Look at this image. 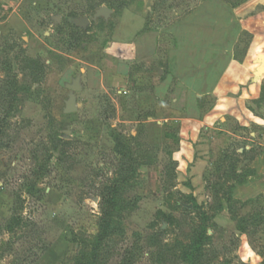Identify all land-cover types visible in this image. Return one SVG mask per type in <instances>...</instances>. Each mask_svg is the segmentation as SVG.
<instances>
[{
  "label": "rangeland",
  "instance_id": "rangeland-1",
  "mask_svg": "<svg viewBox=\"0 0 264 264\" xmlns=\"http://www.w3.org/2000/svg\"><path fill=\"white\" fill-rule=\"evenodd\" d=\"M247 1L0 0V264H264V53L253 120L237 107L219 131L185 136V89L174 101L178 39L202 45L206 72L217 29L238 30L243 61L251 38L234 10ZM102 7L113 13L94 19ZM84 17L86 29L71 22ZM123 41L140 57L125 86L106 84ZM201 101L203 116L217 104Z\"/></svg>",
  "mask_w": 264,
  "mask_h": 264
},
{
  "label": "crops",
  "instance_id": "crops-1",
  "mask_svg": "<svg viewBox=\"0 0 264 264\" xmlns=\"http://www.w3.org/2000/svg\"><path fill=\"white\" fill-rule=\"evenodd\" d=\"M234 13V18H237L240 23L238 29H241V33L244 32L251 38L245 49L246 55L243 61H239L236 58V44H233L238 30L232 32L230 30L217 29L215 37L226 39L222 43H219L222 40L215 41L216 45L214 46L210 43L211 48L207 51V54H212V52L213 55L219 53V59L216 60L215 65L207 66L206 72L200 71L202 68L200 59L202 45L194 42L193 45L186 46L188 42L185 38L182 37V40L178 39L177 48L175 49L178 67L175 68L173 73L179 83L176 93L178 97L174 101L180 100V95L185 89L184 93L187 95L185 117L180 119L182 122V134L185 136L189 134L190 130L197 132L195 128L198 126L200 128L204 126L207 131H219L217 122L219 120L228 122L224 116L226 114H235L237 107L242 111L241 117L244 116L253 120L252 112L244 108V105L249 100L261 98L263 78L255 71L258 72L263 67L257 58L264 53V0H248L234 10ZM110 47L105 57V62L110 66L102 72L103 82L125 86L133 72L132 65L140 56L136 55L134 45L131 42H117L115 46L111 45ZM191 52H193V57L187 56ZM222 55L227 59L224 62L225 65L222 62ZM187 57L189 60H186ZM188 61L192 63H188ZM193 63L194 66H192ZM197 66L200 69H197ZM177 70L178 72H176ZM183 70L188 72L185 71L183 73ZM253 79L256 80L253 81ZM167 80L168 78L163 81V85L156 88L157 91L161 90V92L167 93L169 84H164ZM205 96L217 99V104L207 116L201 114L199 103V100L201 101ZM221 104L227 107L223 112L219 110ZM186 123H189V125Z\"/></svg>",
  "mask_w": 264,
  "mask_h": 264
},
{
  "label": "water",
  "instance_id": "water-1",
  "mask_svg": "<svg viewBox=\"0 0 264 264\" xmlns=\"http://www.w3.org/2000/svg\"><path fill=\"white\" fill-rule=\"evenodd\" d=\"M113 13V10H111L108 7H102L101 9L97 10L95 18L98 19L99 17H104L105 19H108L111 14ZM71 22L76 26L80 28H88L91 26L92 21L89 17L84 18H74L71 20ZM68 88H70L73 91H80L81 85H80V78L73 81L72 85H68ZM79 105L77 104V99L75 95H71L70 99L66 105L65 113H74L78 110ZM182 206L186 207L187 209L191 210L193 209L192 205H187L185 203L182 204Z\"/></svg>",
  "mask_w": 264,
  "mask_h": 264
},
{
  "label": "trees",
  "instance_id": "trees-1",
  "mask_svg": "<svg viewBox=\"0 0 264 264\" xmlns=\"http://www.w3.org/2000/svg\"><path fill=\"white\" fill-rule=\"evenodd\" d=\"M199 103L201 104L202 101L199 100ZM43 169H40L39 171H42ZM121 184L122 183H126L127 180H124V179H120L119 181ZM119 189V186L117 185L114 190H113V194H115V192H117ZM114 206V205H113ZM108 215L111 216L109 213H106V216L105 218L107 219L108 218ZM111 227H112V224L111 223H108L105 227V234L108 236L111 234ZM206 239V233L205 232H201L198 236V239L196 242L193 243V250H192V254L191 255H186V257H189L190 261L193 262V263H197L198 262V259H197V253L201 250L202 248V242ZM83 259H84V256H83ZM88 264V263H87Z\"/></svg>",
  "mask_w": 264,
  "mask_h": 264
}]
</instances>
